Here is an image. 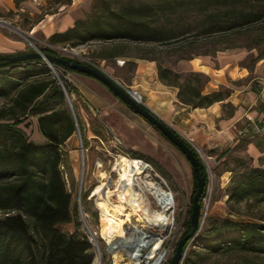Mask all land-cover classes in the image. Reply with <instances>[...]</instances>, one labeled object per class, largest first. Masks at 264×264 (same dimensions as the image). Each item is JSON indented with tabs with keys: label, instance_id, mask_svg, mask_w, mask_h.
Wrapping results in <instances>:
<instances>
[{
	"label": "trees",
	"instance_id": "obj_1",
	"mask_svg": "<svg viewBox=\"0 0 264 264\" xmlns=\"http://www.w3.org/2000/svg\"><path fill=\"white\" fill-rule=\"evenodd\" d=\"M246 33L252 35L242 46L257 48L256 58L264 57V0H98L92 3L89 14L75 19L66 30L51 34L47 42L63 47L118 40L151 45L184 41L190 45ZM41 50L59 55L48 45ZM68 59L89 64L77 58ZM53 65L64 71H75ZM157 70L162 81L178 87L177 98L182 104L205 107L222 100L226 94L221 90L203 94L207 77L199 72H175L160 62ZM64 71L57 78L42 59L0 66V264H92L93 261V244L80 230L81 222L62 170L69 167L68 153L62 146L76 130L65 92L69 96L78 95ZM72 104L82 131L81 120ZM29 117L35 118L44 142L30 140L20 127L27 125ZM95 135L101 137V132L95 130ZM183 140L197 156L205 176L199 200L200 218L202 197L208 184L207 170L198 152ZM232 162L233 166L228 169L232 176L225 193L230 209L234 211L235 205L249 199L264 202V168L252 166L239 157H232ZM153 166L168 179L159 164L153 163ZM193 176L196 190L194 171ZM86 195L82 194L84 202ZM70 222H74V231L59 228ZM189 230L188 220L185 234ZM195 241L208 252L239 250L259 258L238 264H264V223L261 221L208 216ZM181 264L195 263L188 257Z\"/></svg>",
	"mask_w": 264,
	"mask_h": 264
},
{
	"label": "rangeland",
	"instance_id": "obj_2",
	"mask_svg": "<svg viewBox=\"0 0 264 264\" xmlns=\"http://www.w3.org/2000/svg\"><path fill=\"white\" fill-rule=\"evenodd\" d=\"M58 1L45 0L46 3L35 5L37 10L30 7L32 11L25 9L19 12L18 16L9 14L8 17L12 22L18 23L21 28L27 29L28 24L32 20L35 21L39 16L41 17L45 13L57 9ZM94 1L98 0H88L84 7V14L90 13ZM30 12L33 13L31 14ZM251 35L248 33L231 35L230 37L217 38L216 40L210 39L190 45H187L184 41L168 45H151L118 40L116 43L111 42L112 44L107 45L103 42H92L84 45V47H63L62 45L48 44L46 37L42 33L36 32L34 38H30L28 49L29 52H33L35 49L39 48L41 50V47L48 45L62 57L77 58L103 72L105 71L104 66L101 65L97 57L101 52H107L106 50L112 48H116L119 53L139 55L145 52L151 57H157V61L163 65L173 64L177 59H181V56L188 57L191 55L193 57L210 52L214 48L218 50L239 48L253 52L248 54L246 61L243 62L249 65L253 56L258 54V49H248L242 45L249 42ZM183 44H185V47H181ZM226 46L230 47L224 48ZM120 63L122 64V61L115 60V64ZM52 67H50L52 74L59 78V73L64 70L54 65ZM120 72V70L115 69L113 76L121 75ZM119 82L125 83L121 80ZM68 97L72 110L73 102L76 109L78 107L76 96L71 94ZM110 109L109 115L104 117L93 108L86 107L83 111L76 110L82 123V131L78 125L75 132L62 146L67 151L69 158V167L62 168L63 176L68 190L72 193L77 217L81 222L80 230L88 236L93 244L94 264H116L118 262L130 264L129 257L135 256L131 249L132 246L136 245L137 234L134 233V230L140 228L141 222L138 220V216L132 213L130 199L126 200L119 196V183L117 182L119 174L113 169V166L118 155L137 158L145 162L148 168L151 169L149 179L153 184L171 193L174 201L173 206L167 211V216L171 219V226L167 233L161 235L153 229L140 228L147 238H143V248L137 253V255H140L139 264H152L160 254H163V258L159 264H168L175 252L177 242L187 234H185L187 221L189 220L190 222L191 199L195 193V179L192 167L182 153L148 122L145 123L146 121L143 122L137 117L138 122H135L117 109ZM74 116L76 118L75 112ZM26 123L27 125L21 124L20 127L23 128L29 139L36 143L44 142L45 139L37 131L35 118L29 117ZM95 130L101 132V137L95 135ZM192 147L194 148L193 145ZM194 149L205 164L208 175V184L205 195L202 197V206L200 208V227L207 223L208 216L242 221L258 220L264 223V202H256L254 199H249L235 205L234 211L230 209L226 203L227 195L225 193L232 173L228 180L225 178L221 179L218 172L222 167L218 169L214 161L207 157L206 151L198 150L196 147ZM130 152H136L137 155L133 156ZM153 163L160 165L167 174L168 179H165L154 168ZM102 173L107 174V177L102 178ZM102 182L107 184L105 192L110 194V203L113 207H116L113 208L115 212L112 220L119 226V237L114 240L103 232L106 220L109 223L110 219L105 217L97 207V195L93 194L95 187ZM84 193L87 194L86 202L82 199V194ZM149 200L152 209H159L157 202L151 195H149ZM85 207L89 210L85 211ZM94 211H96V215ZM59 228L65 232H72L75 230V225L74 222H70L59 225ZM196 236L185 244L183 260L190 257L195 264H238L249 258L259 260L256 256L239 250H225L218 253L208 252L195 244ZM158 240L160 245L154 256L149 258L150 252ZM111 243L119 247L111 249L109 248Z\"/></svg>",
	"mask_w": 264,
	"mask_h": 264
},
{
	"label": "crops",
	"instance_id": "obj_3",
	"mask_svg": "<svg viewBox=\"0 0 264 264\" xmlns=\"http://www.w3.org/2000/svg\"><path fill=\"white\" fill-rule=\"evenodd\" d=\"M87 2L59 0L57 9L32 20L24 29L12 22L8 15L18 16L25 9H36L35 5H42L46 3L45 0H0V56L29 52L30 38H34L36 32L42 33L47 40L51 34L71 27L75 19L85 16ZM111 42L103 43L107 45ZM106 51L97 57L104 66V72L116 82L121 80L125 82L121 84L137 89L143 105L191 145L206 151L207 157L214 161L218 169L222 167L218 172L221 179L228 180L231 175L232 171L228 169L233 166L232 157L245 159L252 166L264 168V133L252 139L236 135V128L248 125V116L255 121L264 116V57L256 58L255 54L247 65L243 62L253 52L237 48L162 64L175 72L192 71L206 76L203 94L218 90L226 93L222 100L209 106L191 107L178 101L177 86L169 85L159 78L157 57L145 52L139 55L119 53L116 48ZM117 59L122 64H115ZM115 69L120 70L121 75L113 76ZM64 76L78 90V95H75L77 111L89 107L104 117L109 115L110 108H115L135 122H138L137 118L146 121L95 78L77 71L65 72Z\"/></svg>",
	"mask_w": 264,
	"mask_h": 264
},
{
	"label": "bare ground",
	"instance_id": "obj_4",
	"mask_svg": "<svg viewBox=\"0 0 264 264\" xmlns=\"http://www.w3.org/2000/svg\"><path fill=\"white\" fill-rule=\"evenodd\" d=\"M116 157L113 169L119 174L117 181L119 183V196L126 200L130 199V208L132 213L138 216V220L141 222L140 228H150L161 235L163 233H167L171 226V219L167 216V211L174 204L171 193H168L161 187H157L153 184V182L149 179L151 169L148 168V165H146L145 162L137 158H129L124 155H118ZM101 177L106 178L107 174L102 173ZM106 186L107 184L105 182L97 185L93 194L97 195V207L105 217L110 219V222L105 224L103 232L109 238L114 240L119 237V226L114 220H112L114 218L113 213L115 210H113V208L115 206L113 207L110 203V194L105 192ZM149 195L155 199L159 209H152ZM140 228H136L134 230V233L137 234V238L135 240L136 245L132 246L131 249L135 256L132 258L129 257L130 264H139L140 255H137V253L143 248V238H147L146 234L141 231ZM159 245L160 241L158 240L156 241L154 248L151 250L149 258L154 256V253L158 249ZM118 247L119 246L114 243L109 245V248L111 249ZM162 258L163 254H160L152 264H159ZM116 264L122 263L118 262Z\"/></svg>",
	"mask_w": 264,
	"mask_h": 264
},
{
	"label": "water",
	"instance_id": "obj_5",
	"mask_svg": "<svg viewBox=\"0 0 264 264\" xmlns=\"http://www.w3.org/2000/svg\"><path fill=\"white\" fill-rule=\"evenodd\" d=\"M42 59L49 67L53 68V63L58 65L73 69L77 72L87 74L103 85H105L116 97H118L122 102H124L131 110L144 118L147 122H149L155 129H157L161 134L171 143L173 144L182 155L188 160L190 163L196 178V190L191 199V213H190V231L183 236L176 245L175 252L170 259L168 264H181L183 260V249L185 244L193 239L199 229V200L204 191L205 187V176L201 173L199 167V160L193 150L185 143V141L177 135L173 129L168 126L163 120H161L157 115H155L152 111L145 108L143 104L138 103L134 100L122 87H120L117 82L109 76L107 73L102 70L89 66L85 63L75 62L71 59L62 57L60 55H55L47 52L41 51L39 48L35 49L33 52H27L22 54H14L8 56H0V66H5L9 64H13L15 62H21L26 60H35ZM58 78V77H57ZM60 84L62 85L61 81ZM63 86V85H62ZM66 99L68 101L70 110L73 114L76 128L78 127L76 118L74 116V112L71 108L68 94L65 92ZM92 235V233H90ZM90 240V239H89ZM91 241V240H90ZM93 264V261H92Z\"/></svg>",
	"mask_w": 264,
	"mask_h": 264
},
{
	"label": "built area",
	"instance_id": "obj_6",
	"mask_svg": "<svg viewBox=\"0 0 264 264\" xmlns=\"http://www.w3.org/2000/svg\"><path fill=\"white\" fill-rule=\"evenodd\" d=\"M117 84L122 87L123 90H125L134 100H136L140 104H143L142 96L137 89L125 86L118 81ZM247 119L249 120L247 126L236 128L237 137L252 139L256 135L264 133V116H262L258 121H255L249 116L247 117Z\"/></svg>",
	"mask_w": 264,
	"mask_h": 264
}]
</instances>
